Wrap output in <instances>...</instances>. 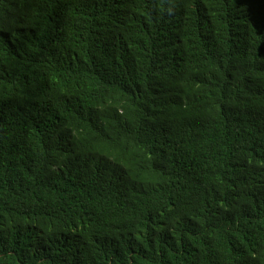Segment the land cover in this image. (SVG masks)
<instances>
[{
    "label": "trees",
    "instance_id": "1",
    "mask_svg": "<svg viewBox=\"0 0 264 264\" xmlns=\"http://www.w3.org/2000/svg\"><path fill=\"white\" fill-rule=\"evenodd\" d=\"M0 264H264V0H0Z\"/></svg>",
    "mask_w": 264,
    "mask_h": 264
}]
</instances>
